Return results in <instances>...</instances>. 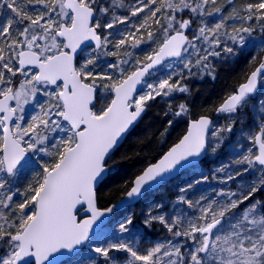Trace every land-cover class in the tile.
Instances as JSON below:
<instances>
[{
	"label": "snow or ice",
	"instance_id": "snow-or-ice-1",
	"mask_svg": "<svg viewBox=\"0 0 264 264\" xmlns=\"http://www.w3.org/2000/svg\"><path fill=\"white\" fill-rule=\"evenodd\" d=\"M261 37L264 0H0V264H264ZM249 44L260 54L241 79L194 113L191 82H215ZM158 97L167 119L148 144L188 126L122 182L120 206L197 168L231 136V159L215 169L228 187L189 198L209 182L200 170L179 187L174 211L163 202L147 210L145 226L159 224L166 238L99 240L117 206L101 210L100 189L120 174L125 143L152 131L133 135ZM130 225L128 216L118 232Z\"/></svg>",
	"mask_w": 264,
	"mask_h": 264
},
{
	"label": "trees",
	"instance_id": "trees-1",
	"mask_svg": "<svg viewBox=\"0 0 264 264\" xmlns=\"http://www.w3.org/2000/svg\"><path fill=\"white\" fill-rule=\"evenodd\" d=\"M224 2L226 3V0H224ZM256 43L259 44V39L256 41ZM259 54V47H252V45L250 44L248 48L243 51V54L238 57L235 63H231L230 65L222 66L217 69L219 76L215 82H212L207 78H205L204 81H192L191 83L193 84L195 89V107L193 109L194 113L200 114L202 107H208L212 105L216 100V97L219 96V94L227 85L234 84L238 80H240L242 74L248 68V62L251 57L253 55L258 56ZM150 103H152L154 107L148 113V118H146L145 122L141 124V126L137 129L136 133H134L133 135L140 136L144 132L145 128H150L152 131L142 139L136 141L130 139L128 142L125 143V145L121 149V152H127L128 159L121 165L120 174L101 187V198L98 202V205L101 208L110 207L111 205L118 202V200L123 197V192L125 191V189L121 187L122 182L125 180H129L130 183L131 177L137 175L141 170H143L147 166L148 163L156 162L173 144L178 142V139L186 131L188 124L182 121L178 124L173 125L166 139L162 141L153 140V143L148 144L147 141L153 139L155 132L159 131L164 127L165 120L167 119L163 115L165 105L159 97L156 99V101H150ZM245 112L248 114V124H251L252 113L249 112L248 109H246ZM206 114L211 117H215V114L211 110H209ZM141 148H143L144 150L141 151ZM120 154L121 153L118 152L117 156H119ZM176 180H178V178L171 181L163 188H160L154 192H161V190L167 189V187L174 183ZM139 205L140 203L136 205L133 210L134 219L137 221L139 220V214H137L136 212ZM155 227L157 228L156 224L153 225V228L156 230ZM162 232L164 231L158 229L157 231H155L156 236H152L149 235V231H146L143 238L146 239V237L149 236V239L151 241V238H156L157 236V238H159L160 236H162ZM142 241L144 240L142 239Z\"/></svg>",
	"mask_w": 264,
	"mask_h": 264
},
{
	"label": "rangeland",
	"instance_id": "rangeland-1",
	"mask_svg": "<svg viewBox=\"0 0 264 264\" xmlns=\"http://www.w3.org/2000/svg\"><path fill=\"white\" fill-rule=\"evenodd\" d=\"M250 45V44H249ZM142 47H147L142 45ZM168 69H162L161 75H163L165 72H167ZM260 95H264V90L260 91ZM41 100L44 99V97H40ZM255 103V100L253 101ZM251 108V105H250ZM225 121L220 120L216 122L218 125L224 124ZM230 141L232 143H235V140L233 137H230L224 141V144L222 145L221 149L215 153V154H209L207 156V159L204 163L197 165V168H189L186 171L182 173V175L176 180L174 183L169 185L167 189L153 192L148 194L140 203V205L137 208V214H139V220L134 219V207L124 211V212H116L112 219L110 220L109 224L100 232L99 240H105V239H111L112 242H115V236L120 235L122 237H125L129 240H139V244L142 246H147L151 243L160 242L162 239L167 237V233L165 230L161 228L159 224L157 225L156 230L152 228H147L144 224L145 214L147 210L151 207V205L163 202L169 209V211H174V209L171 207L172 202H175L179 195H185L183 193L179 192V187L185 186L189 181L193 180L196 176L200 174V170L206 175H209V182L202 183L200 185H196L193 189H191L186 195L191 199H196L200 195L206 194L209 199L217 198L216 197V191L214 190H220L224 189L228 186L218 183V179L222 177L223 173H215V169L221 166V164L228 162L230 157V149L227 148L230 144ZM44 159H47L46 157ZM206 164V165H205ZM217 176V180H213L212 176ZM23 183V181H22ZM231 188L233 191H236V185L233 182L231 185ZM257 196H261V193H257ZM218 199H223L222 197H219ZM183 207V206H180ZM243 207V206H242ZM128 216H131L133 218V225L129 226V232L128 233H119V223L123 222ZM147 228V229H145ZM158 229L163 230L162 236L159 238H151V241L149 239V236L146 237V239L143 238L146 231H149V235L156 236L155 231ZM154 231V232H152ZM145 241H142V239ZM120 256H123V253L117 254Z\"/></svg>",
	"mask_w": 264,
	"mask_h": 264
},
{
	"label": "water",
	"instance_id": "water-1",
	"mask_svg": "<svg viewBox=\"0 0 264 264\" xmlns=\"http://www.w3.org/2000/svg\"><path fill=\"white\" fill-rule=\"evenodd\" d=\"M206 157H201L199 160H198V164L199 163H201L204 159H205ZM156 162H158V160L156 161ZM155 163V162H154ZM184 171V170H183ZM182 171V172H183ZM178 176H180V175H178ZM177 176V177H178ZM145 187H147V185L145 186ZM158 188H153V189H151V190H149L147 193H144L141 197H139V198H137L136 200H134V201H130V202H128L125 206H120V203H121V200H122V198L121 199H119V201L118 202H116L115 204H113V205H117L116 207H113V211L114 210H120V211H123V210H125V209H127L128 207H131V206H134V205H136L137 203H139L140 201H141V199H143L148 193H150V192H152V191H155V190H157ZM113 205H111V206H113ZM110 206V207H111ZM99 207V206H98ZM100 208V207H99ZM101 210H104L103 208H100ZM113 211L111 212V213H109V214H107V216L106 217H102L101 219L104 221V224L101 226V229L99 230V231H101L107 224H108V222H109V219H110V217L112 216V213H113ZM98 224H99V222H98ZM96 226L94 225V228H95Z\"/></svg>",
	"mask_w": 264,
	"mask_h": 264
}]
</instances>
